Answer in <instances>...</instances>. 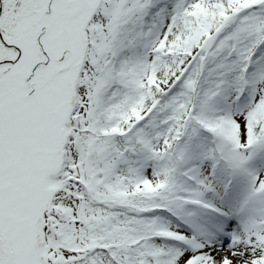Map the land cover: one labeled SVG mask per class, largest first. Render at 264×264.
<instances>
[{
	"label": "snow or ice",
	"instance_id": "snow-or-ice-1",
	"mask_svg": "<svg viewBox=\"0 0 264 264\" xmlns=\"http://www.w3.org/2000/svg\"><path fill=\"white\" fill-rule=\"evenodd\" d=\"M0 264H264V0H0Z\"/></svg>",
	"mask_w": 264,
	"mask_h": 264
}]
</instances>
